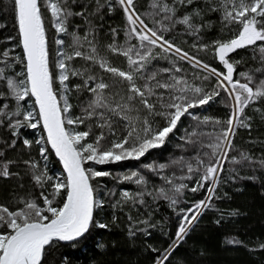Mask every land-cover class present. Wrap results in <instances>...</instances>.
I'll return each mask as SVG.
<instances>
[{
    "label": "snow or ice",
    "instance_id": "6c2138e0",
    "mask_svg": "<svg viewBox=\"0 0 264 264\" xmlns=\"http://www.w3.org/2000/svg\"><path fill=\"white\" fill-rule=\"evenodd\" d=\"M117 6L125 25L105 30V17ZM10 7L18 36L8 37L16 40L13 48L0 50V128L9 133L0 142V179H22L19 171L12 170L19 165L41 191L38 197L13 196L9 203H0V264H52L48 256L58 244L85 239L93 228L108 230L109 224L97 219L105 208L102 186L93 182L111 173L86 165L139 161L183 130L179 138L187 156L144 167L157 174L176 167L185 174L160 176L168 187L152 190L139 172L124 176L141 190L123 191L122 200L112 205L121 210L128 203L146 206L147 196L154 202L163 199L176 210L185 190L206 192L191 207L179 209L175 238L168 247L150 248L159 253L154 264H171L199 217L222 198L217 189L225 164L243 168L258 163L264 169V159L256 161L248 152L230 156L236 150L238 129L252 128L246 109L264 120V109L252 107L264 101V0H148L143 12L136 0H10ZM213 13L220 31L231 34L201 43L213 27ZM180 33L193 39L192 52L179 42ZM15 47L22 54H14ZM239 50H250L247 60L234 58ZM207 51L213 52L223 70L195 54ZM115 58H122L124 66H116ZM185 64L196 70L191 78ZM241 65L247 67L238 71ZM213 78L215 83L206 89L204 82ZM221 91L230 108L226 120L201 117L194 111L209 105ZM29 98L34 108L26 107ZM77 107L79 114L73 111ZM185 119L193 124L186 127ZM209 123L213 131L200 130ZM81 126L86 130H78ZM38 128L46 133L36 140L43 166L31 157L9 159L6 153L16 150L18 142L32 148L31 140L20 138L21 130ZM46 145L62 163V179L48 174ZM231 171L233 182L241 178L236 167ZM185 180L193 181L192 186ZM111 219L114 223L116 216ZM149 219L129 224L130 241L138 234L152 235L149 229L156 225ZM128 220L132 221L131 215ZM226 243L237 246L242 241L233 238ZM96 247L106 252L115 243L98 242Z\"/></svg>",
    "mask_w": 264,
    "mask_h": 264
},
{
    "label": "trees",
    "instance_id": "16d2710c",
    "mask_svg": "<svg viewBox=\"0 0 264 264\" xmlns=\"http://www.w3.org/2000/svg\"><path fill=\"white\" fill-rule=\"evenodd\" d=\"M147 4L148 0H136L137 9L141 12L145 10ZM211 15L214 21L213 27L204 35L201 43H208L217 38H226L231 34L221 32L220 21L215 19L216 14L213 13ZM124 25L123 14L118 6L111 16L105 17V30L109 27L123 29ZM46 27H48L51 38L53 30L48 24L47 16ZM17 36L18 33L10 7V0H0V50L13 48L16 45V40L9 41L8 37ZM178 38L186 50L193 51L191 48L193 39L191 37L180 33ZM104 39L107 40V37L105 36ZM119 40L120 42L123 40L122 32ZM14 54H22L19 47H15ZM195 54L211 66L223 70V66L219 64L212 51ZM249 54L250 50H239L233 56L235 59L244 57L247 60ZM114 63L116 66H124L122 58H115ZM160 64L164 65L166 62L161 61ZM245 67L247 65H241L237 70L243 71ZM184 68L189 74V78H191L190 74L196 71L187 64L184 65ZM17 70H19V66ZM196 83L199 84L200 81H196ZM204 83L206 89L210 90L215 83V78ZM81 99H83V96H81ZM73 103L76 104L77 101L73 100ZM226 104V95L221 91L220 96L209 105L197 108L194 111L201 117L208 116L224 121L230 114V108ZM257 106L264 109V101L252 107ZM26 107L34 108V100L32 98L28 99ZM73 111L79 114L78 107L74 108ZM246 113L252 117V128L250 131L244 128L238 129L234 140L236 150L230 153V156H238L241 151H244L251 154L256 161H259L264 159V120L251 108L246 109ZM184 124L188 127L193 122L185 119ZM219 127V125L215 126L216 129H219ZM78 130L86 129L81 126ZM200 130L211 132L214 130V126L211 123L201 125ZM181 135H184L183 130L179 131L175 138H171L163 148L152 150L139 161L126 160L107 165H86L111 173V176L98 178L93 182L102 186L99 191L105 200V208L99 213L97 219L108 223L109 229L93 228L85 239L70 244H58L56 248L51 250L48 260L52 264H154V259L159 253L152 252L150 248H157L163 251L164 248L168 247L169 243L175 238V232L180 220L179 209L191 207L195 202L203 199L206 192L192 193L185 190L183 197L180 198L182 202L177 205L176 210H173L169 203L163 199L154 202L151 197L147 196L145 197L146 206L136 205L133 207L131 203H128L124 204L121 210V208L113 209L112 205L116 201L122 200L123 191L126 190L134 194L141 190L140 186L133 181L123 180L124 176L139 172L148 180V190H152L160 186L168 187L160 179V176H170L173 172L177 176L185 174L176 167H169L159 174L150 172L144 167L146 164H168L173 159L187 156L188 153L185 152L186 146L182 147L183 141L179 138ZM45 136L42 128L36 130L22 129L20 138L31 140L32 148H25L18 142L16 150H9L6 155L13 160L35 158L43 166V160L38 154L40 145L36 143V140ZM8 138L9 133L7 130L0 128V142ZM46 146L49 149L48 174L62 179L64 173L61 165L49 145ZM233 167L239 170L241 177L235 182L231 180L233 174L231 169ZM12 170L19 171L22 179L18 180L15 177L10 180L0 179V203H9L13 196L26 197L30 194L32 197H38L41 189L35 186L27 176L23 175L25 169L14 164ZM248 177H255V179H248ZM221 179L222 183L217 189V196L222 198L214 200V208L205 211L199 217L198 223L190 235L173 254L171 264H264V249L260 248V245L264 244V169H261L258 163H254L252 166L246 165L243 168L226 163L225 172L222 174ZM180 182L179 180L176 181V183ZM183 182L187 183L189 187L193 184V181L185 180ZM21 183L24 185L23 188L18 186ZM109 193H114V195ZM224 193H227L226 197L223 195ZM234 211H237L238 215L232 216L231 213ZM113 215L116 216L114 223L111 219ZM129 215L132 216L131 222L128 220ZM144 219H149V223L156 225L155 228L149 229L152 235L138 234L134 240L130 241L127 237L129 224ZM217 220L220 221L219 224L216 223ZM143 226L139 225V227ZM233 238L242 241V244L237 246L228 245L226 241ZM98 242L106 244L113 242L115 247H109L104 252L96 247Z\"/></svg>",
    "mask_w": 264,
    "mask_h": 264
},
{
    "label": "water",
    "instance_id": "95a60500",
    "mask_svg": "<svg viewBox=\"0 0 264 264\" xmlns=\"http://www.w3.org/2000/svg\"><path fill=\"white\" fill-rule=\"evenodd\" d=\"M45 135H46V133H45ZM49 147H50V145H49ZM51 149V148H50ZM52 151V150H51ZM53 152V151H52ZM54 153V152H53ZM55 155V154H54ZM56 159L58 160V158L56 157ZM58 162H59V160H58ZM60 163V165H61V168H62V171H63V173H64V170H63V167H62V163L61 162H59ZM64 175H65V173H64ZM70 243H73V242H70ZM70 243H64V244H70Z\"/></svg>",
    "mask_w": 264,
    "mask_h": 264
}]
</instances>
